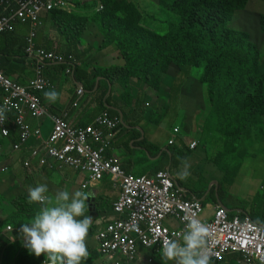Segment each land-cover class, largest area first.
<instances>
[{
  "label": "trees",
  "instance_id": "1",
  "mask_svg": "<svg viewBox=\"0 0 264 264\" xmlns=\"http://www.w3.org/2000/svg\"><path fill=\"white\" fill-rule=\"evenodd\" d=\"M70 1L68 10L55 9L44 16L33 39L35 50L61 54L65 58L70 56L75 62L71 74H65L67 62H45L42 74L49 82L54 84L61 73L69 76L74 84L80 83L83 90L99 94L102 112L112 116L118 115L116 109L119 107L118 104L112 105V95L118 93L125 106L129 107L131 91L137 89L144 93L148 86L156 96L151 100L144 95V101L149 105L143 106L145 111L142 115L147 123L160 125L170 110V104L179 102L184 111L180 113V121L186 122V131L194 130L191 124L194 117L199 116L200 139L196 148L220 144V154L224 158L229 157L249 132L264 120V0H151L160 8V14L153 17L159 20L155 28L133 0ZM251 1H254L256 10L254 21L248 23L245 20ZM238 15L235 27L230 26ZM45 24L49 31L57 33V49H52L53 41L49 47L36 43L38 34L40 40H44L42 31ZM22 26L28 32L29 26ZM251 27L259 28L261 37L258 41L252 40ZM19 34L16 30L0 34V71L11 81L26 85L33 68L24 52L27 33L26 36L24 32ZM110 47H114V56H110L115 65L105 66V59L100 62L96 56ZM99 63H103L104 68H99ZM50 64L60 68L55 79L45 73L46 66ZM86 70L90 77H86ZM98 77L102 78L104 85L100 82L93 92ZM83 78L87 84L83 83ZM109 84L112 88L110 95ZM43 95L44 92L39 93L41 102H44ZM164 98H168L167 111H163L164 106L160 105ZM118 110L124 113L122 108ZM7 117L12 118L13 114L9 113ZM124 123L116 132L134 126L127 121ZM6 125L10 136L0 137V147L9 148L17 135L9 122ZM173 129L174 126L172 133L175 134ZM132 133L137 139L141 136L134 129ZM136 143L149 151L146 139ZM175 150L168 152L173 163ZM186 150L192 151L190 145ZM181 153V158L186 159L187 154ZM218 168L222 175L218 185L221 192L225 189L226 175L222 174L220 164ZM214 190L210 193L213 199ZM203 196L204 192L196 198ZM19 202L21 204L17 207L20 208L13 209L5 217L7 221L22 220L25 211L33 213L28 203L27 207L21 208L24 201ZM87 247L89 264L91 255H98V247L96 242L87 243ZM42 261V255L36 257L29 250L11 252V248H4L0 252V264H42ZM219 263L222 262L211 260V264Z\"/></svg>",
  "mask_w": 264,
  "mask_h": 264
},
{
  "label": "built area",
  "instance_id": "2",
  "mask_svg": "<svg viewBox=\"0 0 264 264\" xmlns=\"http://www.w3.org/2000/svg\"><path fill=\"white\" fill-rule=\"evenodd\" d=\"M70 3V0H0V34L13 32L17 25L29 26L24 52L33 68V76L26 85L11 81L0 71V107L8 109L5 122L0 123V137L10 136L6 125L9 122L17 135L11 144L12 150L28 154L22 163L26 170L30 169L29 160H35L38 168L49 171L55 165L58 169H71L88 176L89 182L82 185L83 189L110 176L119 191V197L112 205L115 217L95 239L99 254L111 264H134L138 247L161 253L165 238L182 242L185 215H194L209 229L206 249L211 260L223 261L226 256L237 254L243 264H262L264 225L256 224L250 218L231 217L222 206L214 210L211 219H201L204 213L202 201L187 198L184 191L177 188L169 171L136 176L128 173L117 158L108 156L115 133L123 123L120 116L104 111L93 123L74 127L67 121L68 110L64 109L55 116L41 102L39 93L55 89V85L42 74L45 62H67L65 74H71L75 62L70 56L65 58L61 54L35 50L33 39L46 14L55 9L68 10ZM83 95V89L76 88L73 107ZM9 113L13 114L12 118L7 117ZM27 119L35 122L49 120V134L43 137L42 124L32 127ZM179 132V128L174 129V133ZM33 139L37 145L28 146ZM169 143L173 144V141ZM196 146L197 143L193 142L190 147ZM152 261L151 255L148 262Z\"/></svg>",
  "mask_w": 264,
  "mask_h": 264
},
{
  "label": "crops",
  "instance_id": "3",
  "mask_svg": "<svg viewBox=\"0 0 264 264\" xmlns=\"http://www.w3.org/2000/svg\"><path fill=\"white\" fill-rule=\"evenodd\" d=\"M15 30L17 31L18 34L21 32H24L26 36L27 29L25 30V28L22 25L21 26L17 25ZM42 34L44 35V40L41 41L39 38V34H38V37H37L38 42L36 41L37 45L41 47L43 46L49 47V45L52 44L51 41H53L54 44L52 45L53 47L52 49L54 48L57 49V42H58L57 33L52 32L51 30L49 31V28L47 29V25L45 24ZM104 59L106 58H103V60ZM59 71H60L59 67L55 68L52 64H50L46 66L45 73L54 78V76L59 75L60 73ZM30 73H31L30 77H32L33 72H30ZM100 81H102V78H100L98 84H96V88L93 92L97 90V87L99 86ZM54 84H55L54 90L57 91V88H58V86L56 88L57 81H55ZM110 86L111 85L109 84V90H110ZM76 88L77 86H75V88L70 91V93L64 98V100H61V98L59 97V99L55 103H52L46 100L44 95L42 99L44 101L43 104L48 108V110L50 111L52 115L59 116L62 113V110L66 109L68 110V118H67L68 123H70L74 127H83V126L93 123L94 120L102 113V110L98 103L99 94H94V93L90 94L88 91H85V90H84V95L82 99L80 100V102L76 106L73 107L72 103L74 102V95H75ZM110 93H108V95H110ZM111 103L113 106L118 104V106L123 109L124 113L121 110H118L119 107H117L116 109L119 116H120L119 112L123 114V119H122L123 123L127 121L128 124H133L134 126L133 127L129 126L125 130L122 129L115 133L113 149L110 150V152L108 153V156L117 158L122 164V167L126 171L134 173L137 170V166H136L137 162L135 161V158L138 157L137 152L142 151L144 153H147L148 155L152 154L154 155L151 157L152 158L151 161L153 162V164L149 165L148 169H145L139 172L140 174L139 176H153L159 170H168L172 176L171 168L173 166L179 167L181 164L183 165V162L185 160H187V159L181 158V155H182L181 152L188 155L193 151L192 150L191 152H187L186 148H187L188 143L184 144L181 142V146L178 147L176 144L175 146H170L169 141H168V146H163L161 150L160 148L157 147L158 143L155 140V134L152 135L151 139L150 137L149 138L147 137V132L145 131V128L142 126V124L140 123V119L143 118L142 112L145 111L143 110L144 109L143 106H145L146 104V102L144 101V97H142V95H140V102H138V109H139L138 113H131L129 111V107L125 106V103L123 102L122 98L121 99L119 98L118 93H115L114 95H112ZM112 108L114 109V107ZM40 123L42 124V132H43V136L45 137L50 131V126H51L50 122L49 120H46L45 122H31V124L32 125L34 124L35 126L39 125ZM145 124H149V123L145 122ZM176 124L174 125V127H176ZM259 125L262 130V133L258 131L252 133V137H254L255 139L249 141L248 146L249 148H252L255 146V144L259 145L260 143H262L263 146L258 147V152L262 153L264 151V131H263L264 130V120L260 122ZM256 128H258V126ZM133 129L141 133V136L139 139H137L135 135L132 133ZM180 129L182 132L181 127ZM255 130L256 129L253 128L250 132L255 131ZM259 134L262 135L261 140L258 139ZM144 139H147L150 142L148 144L150 146L149 151H147L142 146L136 145L137 144L136 142H141ZM170 139H174V137L171 136ZM193 141L198 142V140H193ZM193 141L189 142V145ZM216 145H217V148L221 150V148H219L220 144H216ZM238 146L239 144L236 146V149H233V152L235 153L237 152ZM172 147L176 149L175 152H173L174 160H175L174 164H173L172 155L171 156L168 155L169 150L172 151L173 149ZM9 149L7 150V154H5L4 151H1V147H0V159H1L0 160V198H5V199L8 198L6 200L8 204L11 206V208L12 207L14 209L20 208V207H17L19 204H21L19 202L20 199H21V202L24 201V205L21 208L27 207V205L29 204L28 198H27L29 187H35L40 183L46 184L48 189L51 188V191L54 192V194L62 190H68L69 192H74L76 190H82V191L87 192L89 189L91 191H94V189L97 190L98 188H100L99 184H101V182L99 184H90L88 185L86 189H83L82 185L85 184L86 182H89L88 181L89 178L86 174L74 172L68 168L58 169L56 165L52 171H49L47 169L38 170L37 166L35 165V160H29L31 162L30 169L25 170L22 166L23 156L17 153H16L17 155H15V152L13 151L11 153V150ZM240 149H242V151L244 152H247L246 147L244 148L240 147ZM208 150H209V147L207 148L204 147L205 157H206V152ZM219 156L221 157V155ZM250 156H257V153L251 152ZM229 157L227 158L221 157V158H224L223 160L220 161L224 168H226L228 162L230 161ZM262 160L264 161V158ZM31 171L33 173H31ZM262 173L263 175L261 177V180L259 182H255L252 185L248 183H244L239 180L236 186L232 187V182H229V181L227 182L223 180L225 189H223V191L221 192H220V186L219 187L215 186L214 184L215 181L210 182L211 183L210 188L208 184L204 185V202L205 200L209 199V195L211 191L215 189L214 190L215 199L213 198L211 199L213 201V205L209 207L210 214L206 215L205 218L211 219L214 210L217 207L222 206L228 211L231 217L238 216L241 219L250 218L254 223L259 224V225H264V190H263L264 170ZM209 175H210V178L218 181V185L221 183L222 175L219 171V168L215 169V172L213 173L209 172ZM53 176L55 177V180L59 179L60 181V183L54 182L57 186L53 184V181H54ZM107 178H110V176H106L102 180V182ZM172 178L177 188L184 191L187 198L194 199L196 197V194L194 192H192L191 190L187 188H184V186H181L179 182L176 181L177 180L176 178L174 177ZM110 180L111 182H113L111 178ZM114 189H116L115 183H114ZM219 192H220V197H219ZM106 196L107 195L100 196L99 198L89 196L88 200L86 201L88 205V209H90V207L95 208L94 214L98 215V219L101 217L102 213H106V212H102V208L105 204ZM222 197H225V199H221ZM15 200H17L18 203H15ZM115 200L116 198L114 200H110V202L107 203V206L109 207V209H111V214H108V213L106 214L113 215L112 205ZM29 205L31 206V204ZM6 206L8 207V205ZM88 213L90 214V211H88ZM98 219H96L94 222L92 221V225L90 227L89 234L87 237V240L89 243H93V240H92L93 237L90 234V232L92 231V234H93L92 227H94ZM6 223L11 224V221L6 220ZM150 253H151L150 251L142 247H138V257H137V260L134 262V264H137V263L138 264H149L148 259L151 258ZM151 254L155 255L156 253L152 252ZM93 256L95 257V261L91 259V262L89 264H102V262H100L101 258H99L100 257L99 255H93ZM227 257H230L231 259H235L240 264H243L239 256L237 255L230 254L226 256V258ZM86 264H88L87 260H86ZM153 264H175V262L166 261V260H157L156 258Z\"/></svg>",
  "mask_w": 264,
  "mask_h": 264
},
{
  "label": "clouds",
  "instance_id": "4",
  "mask_svg": "<svg viewBox=\"0 0 264 264\" xmlns=\"http://www.w3.org/2000/svg\"><path fill=\"white\" fill-rule=\"evenodd\" d=\"M44 97L49 102L55 103L59 99V93L55 90L45 91ZM7 111L6 107H0V123L5 122V113ZM31 122L35 121L27 119V123L35 127ZM175 128L180 129L179 126ZM170 141H173V144L169 143L170 146L175 145L174 139H170ZM196 143L198 146V142ZM11 144L9 148L13 151ZM35 145H37L35 139L28 142V146L30 147ZM195 148L190 147L191 150ZM17 153L23 156V160L28 158V154L25 152L22 154L20 152ZM37 169L40 170L38 167ZM31 173L33 172L31 171ZM128 173L134 174L133 172ZM179 175L181 178H186L189 173L185 170ZM48 191L47 185L43 183L35 187H29L27 198L28 203L33 208V213L26 212L23 219L19 218L16 224L6 223V220L0 224V245L2 250L4 248H11V252L18 249L29 250L36 257L42 255L44 264H82L90 256L87 247V243H89L87 237L92 221L94 222L98 219V216L95 217L94 215V210L90 214L88 213L89 209L86 201L91 194L82 190L74 192L63 190L57 192L53 198L47 194ZM198 200L202 201L201 199ZM86 209L88 214H85ZM183 220L186 221V225L185 231L182 234V242L177 239L165 238L160 250L161 259L174 261L175 264H211V254L206 249L209 229L199 219L195 218L194 215H185ZM96 235L92 238L93 242H96ZM151 255L153 256L152 262H154L157 254ZM262 264H264V258H262Z\"/></svg>",
  "mask_w": 264,
  "mask_h": 264
},
{
  "label": "rangeland",
  "instance_id": "5",
  "mask_svg": "<svg viewBox=\"0 0 264 264\" xmlns=\"http://www.w3.org/2000/svg\"><path fill=\"white\" fill-rule=\"evenodd\" d=\"M133 2L136 6H138V8H140L141 12L144 13L145 16H147L152 27L155 28V25H158L159 20L153 17L160 14L159 5L157 6V4H153L151 0H133ZM247 10L249 11V13L245 21L248 23L253 22L254 21L253 16L255 12L254 10H256L254 1H251V4L250 6H248ZM239 17L240 15H238L237 18L234 17V21L232 22V25L230 26L235 27V22H237V19ZM251 29H252V33L250 34H251L252 40L258 41L261 37V32L259 28L257 29V28L251 27ZM113 52H114V47H110L107 50H104L103 52L99 53L96 56V58H99V61L102 62L103 57H105L106 59L103 62L105 66H113L115 65V61L110 56V55L114 56ZM92 61H93V58H92ZM103 63H99L98 67L104 68ZM86 77H90V73H88L87 70H86ZM99 78L101 77H98L96 79V83ZM82 80L84 84H87L86 78H83ZM100 82H101V85H104L103 81H100ZM57 85H58L57 92L59 93V97L61 98V100H64V98L70 93V91L75 88V84L72 81V79L69 76L64 75L63 73H61V75L58 77ZM130 95H131V101L129 103V111L131 113L139 112L138 102H140V95H142V97H144V95H147L151 100H155V96H156L148 86L145 89L144 93L138 92L137 89H134L133 92L131 91ZM167 104H168V98H164V100L163 99L160 100V105L164 106L163 111H167V108L165 107ZM183 112H184L183 109L179 107V102L171 103L170 110L168 109V114L166 115V118H163L161 120L160 125L145 124L146 120L143 118L140 119V123L145 128L148 138L150 137L151 139L152 135L155 134V140L158 143L157 147L160 148L161 150L163 146H168V141L171 138V136L174 137L175 144L178 147L181 146V142L184 144L188 143L187 146H189V142L200 139L199 134H198V124H197V120L199 116L196 115L194 117V122L191 124L192 128L194 129L193 132H188L185 130L186 122L183 120L180 121L182 119V114L180 113H183ZM175 124L176 126L179 125L182 128V132L180 131L179 134L172 133V126H174ZM256 131L262 133L260 125L258 126V128H256L255 131L250 132L249 135H247L244 138L242 144L241 143H240L241 145L239 144L236 153L232 151L229 157L230 161L228 162L226 168H224L222 163L220 162L221 160L224 159L221 157H224V156L220 154L221 150L217 148V145L215 146L209 145V150L206 152V157L204 155V146L202 145L199 147V149L193 150L190 154L186 156L187 160L183 162V165L181 164L179 167L173 166L171 168L172 177L176 178L177 179L176 181H178L181 186H184V188L191 190L198 196L202 195V193L204 192V185L208 184L210 188V185H211L210 182L217 181L215 179L210 178L209 172L210 173L215 172V169L218 168L219 164L222 167V173L226 175V181L230 179L229 182H232V187L236 186L239 180L244 183L251 184V185L254 184L255 182H259L261 180V177L263 175L262 172L264 170V161L262 160L264 158V151L262 153H259L258 147L263 146V144L262 143H260L259 145L255 144V146L252 148H249L248 146V142L255 139L254 137H252V133ZM233 138L235 139V135ZM258 139L261 140L262 135L259 134ZM147 143L149 144L150 142L147 140ZM240 147L241 148L246 147L247 152L242 151ZM8 149L9 148L4 147V145L1 147V151H4L5 154H7ZM112 149L113 147L110 150ZM12 152L13 151H11V153ZM251 152L257 153V156H250ZM16 153L17 152H15V155L18 154ZM137 153H138L137 155L138 157L135 158V161L137 162V165H136L137 170L136 172H134L135 173L134 175L139 176L140 175L139 172L145 169H148V166L153 164V162L151 161L152 158L149 157L147 153H144L142 151H139ZM219 155H221V157ZM185 170L189 173V175L186 178H181L179 174ZM53 180H54L53 184L55 186L57 185L54 182L60 183L59 179L55 180L54 176H53ZM99 186L100 188H98L97 190L94 189V191H91L89 189L86 193H90L91 194L90 196L95 197V198H99L100 196L107 195L105 198V204L102 208V212L111 214V209H109V207L107 206V203L110 202V200H114L115 198L116 200L118 199L119 197L118 190L114 189V183L111 182L110 178L105 179L103 182H101V184H99ZM47 194L49 196H52L53 198L55 196L54 192L51 191V188H49V192ZM6 199L3 200L0 198V210H1L0 220H2L0 221V224H2L4 220H6L5 217L8 214H11L14 209L13 207L11 208V206L8 204ZM201 199L203 200V205H204V213L201 216V219H204L206 215L210 214L209 207L213 205V201L211 200L212 197L210 195H209V199L205 200V202H204V196ZM221 199H225V197H222ZM15 203H18L17 200H15ZM5 204L8 205V207ZM106 213H102L97 223L96 224L94 223L95 225L94 227H92L93 228L92 237H94L95 234H97L103 228L104 225H106L107 223L111 222L114 219L115 216L108 215ZM85 214H88L87 209H86ZM11 220H12L11 221L12 224H16L18 221L15 219H11ZM1 250H2V247L0 245V251ZM96 251L98 255L100 256L99 258H101L100 262H102V264H111L107 262L105 258L101 257L98 250ZM91 258L92 260L95 261V257L93 255H91ZM156 258L157 260H162L161 253L157 254L155 256V259ZM220 262L222 263H219V264H240L237 260L231 259L230 257H227L223 261H220Z\"/></svg>",
  "mask_w": 264,
  "mask_h": 264
},
{
  "label": "water",
  "instance_id": "6",
  "mask_svg": "<svg viewBox=\"0 0 264 264\" xmlns=\"http://www.w3.org/2000/svg\"><path fill=\"white\" fill-rule=\"evenodd\" d=\"M99 80H100V78L97 80V83H96V84H98ZM76 85H77V87L82 88V85H81L80 83H77ZM110 92H111V86H110L109 93H110ZM119 114H120L121 118H123L122 113L119 112ZM142 137H143V136H142ZM214 184H215L216 187H218V182H217V181H215ZM94 201H95V200H94ZM94 201H92V202H94ZM92 210L95 211V208H90V209H89L90 212H91ZM94 215H95V217L98 216L97 214H94Z\"/></svg>",
  "mask_w": 264,
  "mask_h": 264
}]
</instances>
